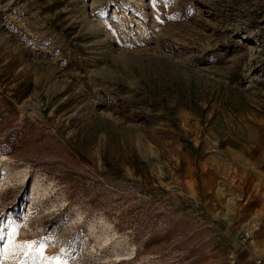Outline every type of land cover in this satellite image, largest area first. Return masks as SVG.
<instances>
[{
    "label": "rangeland",
    "instance_id": "1",
    "mask_svg": "<svg viewBox=\"0 0 264 264\" xmlns=\"http://www.w3.org/2000/svg\"><path fill=\"white\" fill-rule=\"evenodd\" d=\"M0 119V264H256L264 0H0Z\"/></svg>",
    "mask_w": 264,
    "mask_h": 264
},
{
    "label": "crops",
    "instance_id": "2",
    "mask_svg": "<svg viewBox=\"0 0 264 264\" xmlns=\"http://www.w3.org/2000/svg\"><path fill=\"white\" fill-rule=\"evenodd\" d=\"M251 246V251L247 255V261H254L257 258H261L264 261V230H261V233L257 235Z\"/></svg>",
    "mask_w": 264,
    "mask_h": 264
},
{
    "label": "trees",
    "instance_id": "3",
    "mask_svg": "<svg viewBox=\"0 0 264 264\" xmlns=\"http://www.w3.org/2000/svg\"><path fill=\"white\" fill-rule=\"evenodd\" d=\"M0 124H1V119H0ZM14 136V133H11ZM11 134L5 136V138L0 140V149L3 152L13 154V150L11 149L12 146H14V141L13 138H11Z\"/></svg>",
    "mask_w": 264,
    "mask_h": 264
},
{
    "label": "built area",
    "instance_id": "4",
    "mask_svg": "<svg viewBox=\"0 0 264 264\" xmlns=\"http://www.w3.org/2000/svg\"><path fill=\"white\" fill-rule=\"evenodd\" d=\"M251 233H253L252 229L246 232V236H249ZM255 261H256V264H264V261L261 258H257Z\"/></svg>",
    "mask_w": 264,
    "mask_h": 264
},
{
    "label": "snow or ice",
    "instance_id": "5",
    "mask_svg": "<svg viewBox=\"0 0 264 264\" xmlns=\"http://www.w3.org/2000/svg\"><path fill=\"white\" fill-rule=\"evenodd\" d=\"M29 247H31V244L29 245Z\"/></svg>",
    "mask_w": 264,
    "mask_h": 264
}]
</instances>
